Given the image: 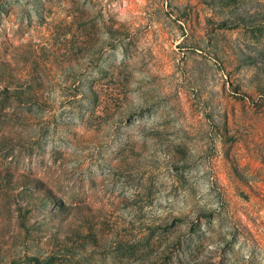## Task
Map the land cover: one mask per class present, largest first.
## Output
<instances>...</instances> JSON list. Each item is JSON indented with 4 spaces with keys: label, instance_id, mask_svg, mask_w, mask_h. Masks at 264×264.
Returning a JSON list of instances; mask_svg holds the SVG:
<instances>
[{
    "label": "rangeland",
    "instance_id": "rangeland-1",
    "mask_svg": "<svg viewBox=\"0 0 264 264\" xmlns=\"http://www.w3.org/2000/svg\"><path fill=\"white\" fill-rule=\"evenodd\" d=\"M0 264H264V0H0Z\"/></svg>",
    "mask_w": 264,
    "mask_h": 264
}]
</instances>
